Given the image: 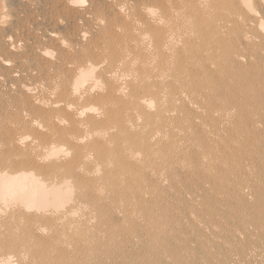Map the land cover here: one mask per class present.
I'll use <instances>...</instances> for the list:
<instances>
[{"label": "bare ground", "instance_id": "bare-ground-1", "mask_svg": "<svg viewBox=\"0 0 264 264\" xmlns=\"http://www.w3.org/2000/svg\"><path fill=\"white\" fill-rule=\"evenodd\" d=\"M106 2L115 18L67 80L17 87L47 113H22L33 134L1 157L0 264H101L125 255L105 245L160 250L184 234L181 256L213 255L191 264H264V201L254 196L264 158L252 153L264 133V106L254 103L264 99V0ZM0 68L21 76L8 60Z\"/></svg>", "mask_w": 264, "mask_h": 264}, {"label": "rangeland", "instance_id": "rangeland-1", "mask_svg": "<svg viewBox=\"0 0 264 264\" xmlns=\"http://www.w3.org/2000/svg\"><path fill=\"white\" fill-rule=\"evenodd\" d=\"M97 18L101 19L100 26L95 25ZM115 16L109 13L106 0H76V3H70V0H0V36L2 38H11L16 48L6 47L0 40V62L1 59L8 60V63L15 65L21 73L15 80L9 77L6 69L0 68V164L1 157L5 154L14 152L7 143L23 132L32 133L28 128L21 125V114L29 111L33 115L38 114L39 118L44 113L42 108L32 105L27 95L17 87L25 81L42 80L49 84L54 80L65 81L68 79V66L78 64L84 56H91L95 53L96 46H100V37L103 23L110 24ZM83 30L85 35L79 37V31ZM61 39L65 45L58 42ZM46 48L52 52V56L47 60L37 54L36 48ZM36 62L37 64H33ZM261 73L264 75V61L261 63ZM61 72L64 74L61 75ZM255 104L264 106V99L254 101ZM259 118V117H254ZM264 120V117L263 119ZM12 125V127L10 126ZM18 125L19 127H15ZM33 134V133H32ZM259 145L252 153L262 155L264 158V133L254 135ZM228 155V152H226ZM254 165L257 163L254 161ZM260 171L256 174L254 182L264 184V163L259 166ZM228 189H231L228 187ZM255 199L264 201V190L257 192ZM177 206L184 208L181 197H175ZM161 201L158 209L164 215L162 219L166 230L172 229L173 218L168 214L165 202ZM246 207V206H245ZM236 215L239 218L242 213ZM154 208V207H151ZM221 227H225L222 221L217 222ZM135 226H132L129 232H134ZM177 228L172 231L176 232ZM196 235L202 242L207 241V236L200 232ZM191 236L184 234L179 240L172 243V247L149 250L144 243L133 246H120L115 252L112 246H104L103 252H112L115 255L125 253L117 260L102 261L101 264H162L160 257L168 254L175 259V264H184L180 257L185 258L189 264L196 258L209 259L213 255L210 252L203 253L202 250H193L188 256H181L182 247L187 244ZM165 236L145 237V243L154 241H166ZM216 248L215 250H217ZM221 260L224 261L225 250L216 251ZM113 261V262H110Z\"/></svg>", "mask_w": 264, "mask_h": 264}, {"label": "clouds", "instance_id": "clouds-1", "mask_svg": "<svg viewBox=\"0 0 264 264\" xmlns=\"http://www.w3.org/2000/svg\"><path fill=\"white\" fill-rule=\"evenodd\" d=\"M80 2L82 3V2H83V0H80ZM70 3H73V4H75V3H76V0H70Z\"/></svg>", "mask_w": 264, "mask_h": 264}]
</instances>
